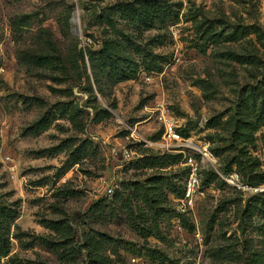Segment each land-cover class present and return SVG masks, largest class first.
<instances>
[{
    "label": "rangeland",
    "instance_id": "374dc122",
    "mask_svg": "<svg viewBox=\"0 0 264 264\" xmlns=\"http://www.w3.org/2000/svg\"><path fill=\"white\" fill-rule=\"evenodd\" d=\"M136 1L153 4L165 22L138 29L127 17ZM160 103L182 135L218 158L211 165L195 155L200 193L187 212L191 153L143 141L162 138ZM257 115L264 117V0H0V206L19 204L0 264H131L134 256L247 264L264 253ZM84 141L88 150L66 169ZM169 154L181 160L145 166ZM206 171L225 184H206ZM132 214L154 234L139 235ZM52 221L68 235H56ZM49 241L66 244L54 251Z\"/></svg>",
    "mask_w": 264,
    "mask_h": 264
},
{
    "label": "trees",
    "instance_id": "16d2710c",
    "mask_svg": "<svg viewBox=\"0 0 264 264\" xmlns=\"http://www.w3.org/2000/svg\"><path fill=\"white\" fill-rule=\"evenodd\" d=\"M131 7H134V8L130 10L127 17L129 18L130 22L134 24L138 29H141L143 26L145 28H152L155 26L157 22H161V23L165 22V20L163 19V16L165 15L161 13L151 3H147L145 1H140V2L136 1L134 4L131 5ZM210 36H211V32L209 31L204 32L201 36L202 44L206 43L207 40H209ZM237 60L240 61L241 59L238 58ZM250 106L251 105H248V108H251ZM256 110H257V104L255 102L253 109H251V111L256 112ZM262 125H264V117H262L261 115H257L256 127L254 128L257 129ZM181 133L184 134L183 132ZM187 136L188 135H186V137ZM88 148H89V143L84 141L77 148L76 152L73 153L71 157V162L66 167V169H69L70 166L79 163L83 154L86 153ZM181 157H182L181 155H171V154L163 155L161 157H155L151 161L145 160L146 161L145 166L149 168H153V167H157L158 164L163 163V162L169 163V164H176L181 160ZM234 163L235 162L233 161L229 165L230 171L232 170L231 167ZM216 180H220L223 184H225V182L221 180L219 175L215 173L214 171L205 172V183L206 184L214 183ZM148 182L149 184L156 183V182H152V179H148ZM184 192L185 191L183 189V193ZM122 205L125 206V202L122 201ZM14 206L15 207L0 206V261L2 258L7 257L11 253L12 246H11V239L9 236V230L11 226L15 224L17 218L19 217V204L16 203ZM131 218L135 221V223H131L132 227L134 228L135 231H137L139 235H141L144 238H147L154 234L151 229L141 226L145 224V220H143L142 216L140 215L136 216L132 214ZM181 222L184 227L190 230H193L195 228V225L189 222L188 218L185 215H181ZM49 228L53 230L54 233H56V235L58 236H67L69 233V227H67L63 222H60V221L50 222ZM100 236L104 238L105 240H109L108 237H106L103 234H100ZM92 241L94 242V244L95 243L97 244V242H95V239H92ZM65 244H66L65 242L59 243L56 241L46 242V245L54 251L57 250L60 246H64ZM65 254H66V249L64 248L62 252V256L60 257L62 261L67 260ZM107 261L108 260L106 259H101L100 263L98 264H108V262L109 264H112L110 261L108 262ZM247 264H264V253L260 252V253L253 254L252 258L247 261Z\"/></svg>",
    "mask_w": 264,
    "mask_h": 264
},
{
    "label": "built area",
    "instance_id": "2783aa9c",
    "mask_svg": "<svg viewBox=\"0 0 264 264\" xmlns=\"http://www.w3.org/2000/svg\"><path fill=\"white\" fill-rule=\"evenodd\" d=\"M156 118L162 128V138L158 141H147L143 140L147 146L155 147L164 152H179L186 154V151L191 153L185 155L186 164L188 171L186 177L183 180V187L185 195L181 202L183 207L182 212H187L192 207L194 199L200 193V165L195 155L201 156L205 162L216 165L218 158L216 154L211 151L208 145L198 144L189 137H185L181 133V124L178 121L175 114L166 107L163 103H160L159 107L156 108ZM134 137V134H133ZM138 141H141L139 137H136ZM125 156L128 160H131L132 153L125 151ZM239 187H245L239 186ZM249 188V187H248ZM200 237V234H197ZM131 264H159L153 261H146L142 257L134 256L130 258Z\"/></svg>",
    "mask_w": 264,
    "mask_h": 264
}]
</instances>
